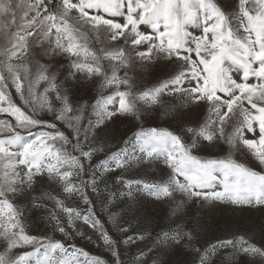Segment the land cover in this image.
Here are the masks:
<instances>
[{
    "label": "snow or ice",
    "instance_id": "6c2138e0",
    "mask_svg": "<svg viewBox=\"0 0 264 264\" xmlns=\"http://www.w3.org/2000/svg\"><path fill=\"white\" fill-rule=\"evenodd\" d=\"M0 114V264H264V0H0Z\"/></svg>",
    "mask_w": 264,
    "mask_h": 264
},
{
    "label": "rangeland",
    "instance_id": "374dc122",
    "mask_svg": "<svg viewBox=\"0 0 264 264\" xmlns=\"http://www.w3.org/2000/svg\"><path fill=\"white\" fill-rule=\"evenodd\" d=\"M15 99H16L17 103H19V98L16 97ZM0 119H7V120L14 123V121H12L11 117H6L3 114H0ZM121 130H123V126H121ZM4 135H6V133H0V138H3ZM213 151H215V150H213ZM207 219H208V226L206 229V239L214 242L215 237L223 238L227 233L226 224H227V222H230V214H228V213H214L210 217H208ZM33 234H35V233H33ZM56 237L61 238V234L57 233ZM79 240H80V238L77 237L76 241H68L67 243H73V242H77ZM77 246L85 247V250L89 251L91 255H98L106 261L114 259V258L110 257V254L103 252L102 248H97L95 245H90L87 241L77 243ZM124 258L127 260V256H125Z\"/></svg>",
    "mask_w": 264,
    "mask_h": 264
}]
</instances>
